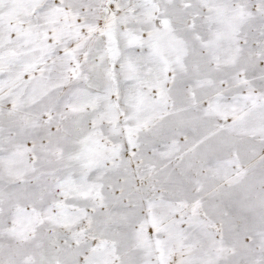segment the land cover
<instances>
[{
    "label": "snow or ice",
    "instance_id": "6c2138e0",
    "mask_svg": "<svg viewBox=\"0 0 264 264\" xmlns=\"http://www.w3.org/2000/svg\"><path fill=\"white\" fill-rule=\"evenodd\" d=\"M0 264H264V0H0Z\"/></svg>",
    "mask_w": 264,
    "mask_h": 264
}]
</instances>
